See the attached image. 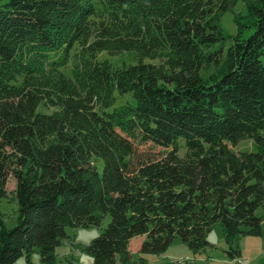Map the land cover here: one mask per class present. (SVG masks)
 I'll list each match as a JSON object with an SVG mask.
<instances>
[{
  "label": "trees",
  "instance_id": "obj_1",
  "mask_svg": "<svg viewBox=\"0 0 264 264\" xmlns=\"http://www.w3.org/2000/svg\"><path fill=\"white\" fill-rule=\"evenodd\" d=\"M236 2L0 0V200L13 177L19 208L12 229L0 212V264H54L68 228L107 218L94 264H149L177 238L199 253L216 226L238 258L263 236L264 149L230 145L264 147V0L227 37Z\"/></svg>",
  "mask_w": 264,
  "mask_h": 264
},
{
  "label": "rangeland",
  "instance_id": "obj_2",
  "mask_svg": "<svg viewBox=\"0 0 264 264\" xmlns=\"http://www.w3.org/2000/svg\"><path fill=\"white\" fill-rule=\"evenodd\" d=\"M256 0H237L236 5L228 12L224 13L220 18V26L224 30L227 37H232L238 33V24H248L247 5L252 4ZM237 21V22H236ZM244 37H247L251 30H245ZM229 43V42H228ZM100 60H109L116 69H122L125 65H133L136 58L133 53H119L114 56L103 52L99 55ZM132 94L120 96L117 93L118 103L132 100ZM133 102V101H132ZM264 136V131L262 132ZM184 145L183 139H180ZM235 152H261L264 147L250 141H242L237 146L230 145ZM185 149H182L184 155ZM101 168V162L98 161ZM16 182L13 177L8 179L6 185V193L0 200V212L4 220L5 228L12 229L17 225L19 217L18 202L15 195ZM258 216L263 217L262 237H252L241 235L234 243V249H239L243 254L241 261L231 258L228 254L230 247L227 245L224 237V231L221 226H216L208 236V241L212 247L206 250L194 253L181 239L177 238L168 250L162 254L146 255L149 264H264V213L258 211ZM109 218H107L100 227L91 228H68V238L62 241V244L56 249V260L54 264H94L92 256L84 249L95 238H97L107 227ZM245 230V229H243ZM239 258V257H238ZM244 261V262H243ZM15 264H47L42 262L39 250H35L30 258H21Z\"/></svg>",
  "mask_w": 264,
  "mask_h": 264
},
{
  "label": "crops",
  "instance_id": "obj_3",
  "mask_svg": "<svg viewBox=\"0 0 264 264\" xmlns=\"http://www.w3.org/2000/svg\"><path fill=\"white\" fill-rule=\"evenodd\" d=\"M87 246H88V245H87ZM87 246H86V247H87ZM86 247H85L84 249H86ZM242 255H243V254H241V252H240V257H239V258H235V259H237V260L239 259V261L243 260V259H242V257H243ZM243 262H244V261H243ZM240 264H241V263H240Z\"/></svg>",
  "mask_w": 264,
  "mask_h": 264
}]
</instances>
